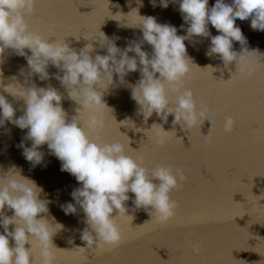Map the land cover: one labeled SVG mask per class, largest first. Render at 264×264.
Instances as JSON below:
<instances>
[{
	"label": "water",
	"instance_id": "obj_1",
	"mask_svg": "<svg viewBox=\"0 0 264 264\" xmlns=\"http://www.w3.org/2000/svg\"><path fill=\"white\" fill-rule=\"evenodd\" d=\"M214 3L215 0H209L208 6ZM135 9L141 16H153L158 23L176 26L178 35L185 34L180 28L183 21L178 3L154 8L149 0H37L34 12L25 19L29 29L35 32L45 27L40 18L57 32L74 31L59 40L64 39L77 51L91 43L94 50L90 55L94 57L97 53L106 54L97 40L100 32L114 39L121 49L126 41L142 36L140 28L134 27L139 19ZM250 20L251 17L244 21L237 19L236 25L247 38V48L257 51L245 53L247 64L254 68L251 74L236 72L235 61L225 66L218 54L206 56L209 38L184 41L194 65L180 92L192 90L197 108L206 106L211 121L204 120L198 128L187 130L180 124L173 125L174 117L169 115L163 127L174 131L175 135L170 134L164 146L157 145L151 133L144 130L153 122L161 121L154 113L145 122L137 112L138 105L131 99L129 85L138 82L139 72L129 73L125 84L117 82L116 87L104 94L103 99L112 110H105L103 129L90 133L89 138L100 144L119 141L126 146L127 154L138 158L144 167L171 166L185 176L180 186L170 193L176 207L174 216L163 225L151 220V209L132 212L133 194L128 193L130 199L126 207L134 218L132 221L117 218L122 242L111 250L106 246L104 254L88 249L81 241L80 234L86 225L79 206L75 215H65L61 210L65 202L74 203L70 193L79 186L75 178L60 171V161L49 154L47 145L40 149L45 154L43 164L33 168L21 155L22 150L16 147L27 129L21 130L8 122L0 128V172L15 166L23 176L41 186V198L50 201L47 219L63 225L52 237L56 264H259L264 260V199L256 202L253 197L264 192V31L252 30ZM209 32L217 34L211 25ZM48 41L55 42L56 37H49ZM143 50L150 52L151 46L145 44ZM233 50L239 53L241 45L233 42ZM25 51L31 54L28 49ZM207 65L218 70L210 74V70L204 68ZM0 71L3 74L0 80L5 85L15 77L21 84L27 80L29 85L55 88L63 97L61 104L67 120L78 115L76 110L81 106L71 100L59 81L52 77L58 71L55 67L49 65L50 76L46 81H40L36 75L28 77L25 58L6 50ZM234 76L238 79L225 85V81ZM180 92H168L171 103L174 104ZM0 94L13 102L16 117L23 115L22 99L14 98L2 88ZM227 116L235 121L231 132L223 130ZM83 117L81 113L80 118ZM25 144L30 146V141ZM5 214L12 213L6 211ZM13 228L14 225L9 226L10 231ZM81 247L85 251L79 249ZM33 256V264H39V250L35 246Z\"/></svg>",
	"mask_w": 264,
	"mask_h": 264
},
{
	"label": "clouds",
	"instance_id": "obj_2",
	"mask_svg": "<svg viewBox=\"0 0 264 264\" xmlns=\"http://www.w3.org/2000/svg\"><path fill=\"white\" fill-rule=\"evenodd\" d=\"M36 3L37 0H0V64L8 50L9 54L24 57L28 77L36 75L40 81L49 79V65L55 67L58 71L52 77L81 107L76 110L78 115L68 121L61 104L63 97L55 88L29 85L27 80L21 84L15 77L7 85L0 80L4 92L24 102L23 115L16 117L13 102L0 94V128L8 122L21 130L27 129L16 147L33 168L43 164L45 154L40 149L47 145L49 154L60 161V171L69 173L79 185L70 193L74 203L65 202L61 210L65 215H75L79 206L86 225L80 234L81 241L94 251H103L106 246L111 250L122 242L117 218H131V221L134 218L126 207L128 193L133 194L132 212L151 209V220L163 225L174 216L176 207L170 193L180 186L185 176L171 166L144 167L138 158L127 154L126 146L119 141L100 144L89 138L90 133L103 129L104 112L111 109L103 99L104 94L116 87L117 82L125 84L129 73L139 72L138 82L129 85L131 99L138 105L137 112L145 122L154 113L161 121L144 129L151 133L157 145L164 146L170 134L175 135L163 127L169 115L174 117L173 125L180 124L187 130L198 128L207 120L208 109L197 108L192 90L180 92L194 65L184 41L209 38L206 56L218 54L225 66L235 61L236 72L251 74L254 68L247 64L245 53L257 51L247 48V38L236 20L251 17L250 28L264 31V0H215L211 7L209 0H159L158 4L157 0H149L154 8L178 3L183 21L180 28L185 34L178 35L176 26L158 23L153 16H141L135 9L139 19L134 27L140 28L142 36L126 41L121 49L114 39L100 32L97 40L106 54L97 53L94 57L90 55L94 50L91 43L77 51L64 39L49 42L30 30L25 18L34 12ZM209 25L216 30V35L210 34ZM233 42L241 45L239 53L233 50ZM145 44L151 46L150 52L143 50ZM204 68L210 74L218 70L211 65ZM169 91L180 92L174 104L170 102ZM234 123L233 117L227 116L223 130L231 132ZM25 141H30V146ZM42 192L41 186L23 176L15 166L0 172V264H33L34 246L39 250V264H56L52 237L63 225L47 219L50 201L41 198ZM253 197L256 202L264 199V192ZM6 211L12 214L6 215ZM10 225H14L11 231ZM26 244L30 247L26 248ZM79 249L85 251L83 247Z\"/></svg>",
	"mask_w": 264,
	"mask_h": 264
},
{
	"label": "snow or ice",
	"instance_id": "obj_3",
	"mask_svg": "<svg viewBox=\"0 0 264 264\" xmlns=\"http://www.w3.org/2000/svg\"><path fill=\"white\" fill-rule=\"evenodd\" d=\"M75 11H77V12H79L77 9H75ZM80 13V12H79ZM41 19V23L45 26L44 28H43V30H41V29H36L38 32H41V35L44 37V38H46V39H49V37H56V40H59L60 38H62V37H64L65 36V34H70V33H72V32H74V31H72V32H69V31H67V30H65V31H63V32H57V30H56V28L54 27V26H50V25H48V22L46 21V20H44V18H40ZM238 79V77H233L231 80L229 79V80H227V81H225V85H230V84H232L233 82H235L236 80ZM206 119H207V121L208 122H210L211 121V119H210V117H208L207 115H206ZM211 132H209V136H211ZM140 151H143V150H140ZM98 254H104L103 253V251H100Z\"/></svg>",
	"mask_w": 264,
	"mask_h": 264
}]
</instances>
